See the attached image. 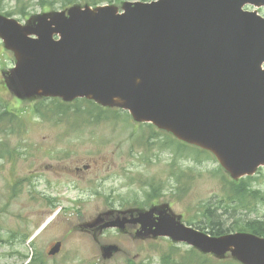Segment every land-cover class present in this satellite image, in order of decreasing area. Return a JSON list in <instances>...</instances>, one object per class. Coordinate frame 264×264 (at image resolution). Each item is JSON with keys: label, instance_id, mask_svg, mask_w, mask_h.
Masks as SVG:
<instances>
[{"label": "water", "instance_id": "1", "mask_svg": "<svg viewBox=\"0 0 264 264\" xmlns=\"http://www.w3.org/2000/svg\"><path fill=\"white\" fill-rule=\"evenodd\" d=\"M247 4L264 0L125 2L123 12L74 5L26 25L0 14V36L16 57L9 82L22 96H81L128 109L138 121L211 150L233 178L252 174L264 164V17L244 10ZM152 213L137 219L144 235L264 264L262 237H212L165 210L151 221Z\"/></svg>", "mask_w": 264, "mask_h": 264}, {"label": "rangeland", "instance_id": "2", "mask_svg": "<svg viewBox=\"0 0 264 264\" xmlns=\"http://www.w3.org/2000/svg\"><path fill=\"white\" fill-rule=\"evenodd\" d=\"M63 1L1 0L0 9L25 24L43 12L64 10ZM71 1L91 5L87 0ZM124 1L138 0L109 2L121 10ZM258 11L264 16V8ZM14 65V54L0 38V77ZM51 98L22 97L15 107L10 104L12 96L0 92V101L6 100V109L14 113L6 115V125L0 119V154L6 139V166L0 157V264H162L163 254L172 251L176 261H183L187 252L192 255L184 258V264L195 259L220 263L214 254L201 256L200 250H190L184 243L161 237L135 239L128 230L102 229L108 214L154 205L170 208L185 223H198L202 204L226 197L224 185L231 179L219 171L216 158L175 154L158 138L148 144V128L136 130L134 120L123 121L128 113L118 108L106 111L112 117L103 118L87 113L95 107L85 101L66 103L65 114L58 109L61 103L52 100L43 104V116L32 110L31 106ZM77 105L84 107L81 112L74 108ZM114 113H119L116 118ZM142 130L146 132L139 143ZM77 164L92 165L80 180L64 172ZM257 172L247 183L263 191L261 198H248V207L230 204L222 209L227 226L237 220L264 221V167ZM154 189L162 195L152 197ZM57 241L63 244L61 253L48 256ZM104 245H117L120 250L106 257ZM142 248L149 253L136 258ZM227 261L236 262L230 255L222 260Z\"/></svg>", "mask_w": 264, "mask_h": 264}, {"label": "trees", "instance_id": "3", "mask_svg": "<svg viewBox=\"0 0 264 264\" xmlns=\"http://www.w3.org/2000/svg\"><path fill=\"white\" fill-rule=\"evenodd\" d=\"M19 1V0H18ZM77 1V0H76ZM90 2H93V4H99L102 1H112V0H89ZM73 1L71 0H64L62 6H67L71 4ZM1 3V0H0ZM52 3V1H50ZM1 10V9H0ZM24 12V10H22ZM9 14V13H8ZM24 14V13H23ZM65 113V112H63ZM99 113V112H98ZM90 114H96L92 110ZM97 118L102 117L101 113L96 114ZM174 145L173 142H171V147ZM183 148V147H182ZM182 150V149H181ZM183 151H185L187 157H190V154H193L190 150L183 148ZM200 154H198L197 159L200 157ZM245 182V181H243ZM240 183L235 184L232 182H229V184L225 185V191L226 197L224 198H217L215 199V202H210L207 204H203L204 211L202 212L203 220L197 224L199 229H207L208 232H210L213 235H222L226 233V230L224 229L225 226L227 227V230L230 231H249L254 234L264 236V221L260 220H252V221H243V220H237L227 226L228 219H223V215L220 214V211L224 208L229 207L230 204L235 203L238 206L246 207L248 206V198L251 199H259L261 197L260 190L253 189L251 186V183ZM234 194V196H232ZM263 198V197H262ZM222 207V208H221ZM228 232V231H227ZM174 251L170 252V254H164L162 257V264H184L186 262L183 261H176L174 258ZM208 258V257H207ZM208 264L207 261L204 259H195V261H190L188 264ZM219 264H237L233 261H227V262H220Z\"/></svg>", "mask_w": 264, "mask_h": 264}, {"label": "flooded vegetation", "instance_id": "4", "mask_svg": "<svg viewBox=\"0 0 264 264\" xmlns=\"http://www.w3.org/2000/svg\"><path fill=\"white\" fill-rule=\"evenodd\" d=\"M1 81L2 80L0 79V82ZM4 109H6V107ZM3 120H4V123L6 125V113L3 115ZM0 157L4 160V165L6 166V139L4 140L3 152L0 154ZM70 167H75V168L73 169V168H70ZM70 167H65L64 168V172L75 174V175H77V177H76L77 180H80L79 178H82L84 176V172L85 171H89V169L92 167V165L91 164H84L83 167H80L77 164L75 166H70ZM72 184H73L74 187L77 186L75 181H72ZM53 200H55V199L54 198L49 199V202L52 203ZM58 200H59V198H58ZM140 227H141V224L140 223H135V222H132V223H130L128 225V231L133 233V236H134L135 239H138L135 236V233H136L137 230L140 229ZM140 239L143 240L142 238H140ZM141 250H143V251L138 252L137 255H136V258H139L141 255H143L145 253H147V254L149 253L148 251H145L143 248ZM47 254H48V252H47ZM50 257H55V256H50Z\"/></svg>", "mask_w": 264, "mask_h": 264}]
</instances>
